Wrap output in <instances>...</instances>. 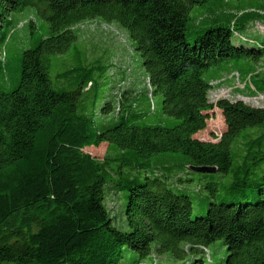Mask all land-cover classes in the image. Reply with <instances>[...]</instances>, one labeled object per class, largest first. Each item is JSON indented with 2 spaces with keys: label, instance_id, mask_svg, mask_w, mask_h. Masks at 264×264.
<instances>
[{
  "label": "trees",
  "instance_id": "obj_1",
  "mask_svg": "<svg viewBox=\"0 0 264 264\" xmlns=\"http://www.w3.org/2000/svg\"><path fill=\"white\" fill-rule=\"evenodd\" d=\"M210 1L0 0V264H206L219 240L227 249L220 264H264V107L209 99L212 80L231 71L264 92V67L256 70L264 39L239 31L264 20V9L214 18L190 42L191 10ZM30 7L48 32L21 54L9 87L13 15ZM88 21L128 33L152 90L142 92L145 106L127 92L100 105L108 93L100 62L64 71L73 89L55 88L51 58L72 49L81 59ZM157 94L167 118L151 123ZM216 108L226 130L216 142L196 138ZM102 144V158L86 151ZM168 153L182 155L179 171L199 173L209 195L204 215L192 217L190 195L171 182L177 174L149 171L151 158ZM111 193L123 203L121 225L106 203Z\"/></svg>",
  "mask_w": 264,
  "mask_h": 264
},
{
  "label": "rangeland",
  "instance_id": "obj_2",
  "mask_svg": "<svg viewBox=\"0 0 264 264\" xmlns=\"http://www.w3.org/2000/svg\"><path fill=\"white\" fill-rule=\"evenodd\" d=\"M264 9V0H211L203 6H195L191 10V19L187 37L193 42L201 30L212 25L214 18H222L226 21H232L243 11L251 9ZM240 33L248 39H264V20L252 21L246 29L239 28ZM48 32V24L42 16L34 8H26L25 10L13 15V25L5 46L7 54L6 64L9 63L8 83L7 86L13 84L15 74V65L19 61L21 54L30 48H33L38 38L43 37ZM80 48L83 49L80 57L74 55L72 49L62 55L53 56L51 58L50 76L53 85L57 89H73L74 83L70 79L60 78L59 74L75 67L77 65H90L99 63L106 69L100 91H108L106 97L99 100L100 105H105L110 101L113 94L118 98L123 92L138 94L141 104H147L146 98L142 97V92L152 90L149 87V80L146 72L142 67L140 55L134 50L132 41L128 33L116 24H106L101 21H88L80 26ZM235 43L237 42L234 40ZM262 64L259 63L256 70L262 71ZM215 71L207 74L210 78ZM233 74L235 76H233ZM237 71L220 74L221 78L212 81L213 88L209 93L211 102L218 99L227 98L230 100H243L248 104L256 107H264V92L258 93L254 91L250 83V79L245 81L241 76L237 77ZM92 79L96 80V75ZM6 83V82H5ZM156 109L150 114L152 122H165L166 118L162 115L163 98L157 94L153 96ZM147 101V102H146ZM101 102V103H100ZM226 130V123L223 113L216 108L209 112V120L207 128L195 135L196 138L204 141L216 142ZM108 149L107 144L100 147L87 148L96 157L102 158ZM182 159V155L178 153H168L158 155L151 158L149 171L155 174L165 175L166 171L172 170L177 176L171 174V182L179 189L187 190L193 202L192 217L204 215L209 205V195L202 191L199 181V173L189 174L187 170L179 171L175 163ZM170 169V170H169ZM179 171V172H178ZM179 177L193 178V181L180 183ZM124 202V201H123ZM107 206L111 214L118 224L124 223L123 203L118 193H111L106 200ZM227 255L226 246L222 241H216L209 247V257H206V264H220ZM156 261L167 263L165 257H156ZM170 263V262H168ZM185 261H173L170 264H183Z\"/></svg>",
  "mask_w": 264,
  "mask_h": 264
},
{
  "label": "water",
  "instance_id": "obj_3",
  "mask_svg": "<svg viewBox=\"0 0 264 264\" xmlns=\"http://www.w3.org/2000/svg\"><path fill=\"white\" fill-rule=\"evenodd\" d=\"M193 170L201 171V172H215V168H204V167H192Z\"/></svg>",
  "mask_w": 264,
  "mask_h": 264
},
{
  "label": "built area",
  "instance_id": "obj_4",
  "mask_svg": "<svg viewBox=\"0 0 264 264\" xmlns=\"http://www.w3.org/2000/svg\"><path fill=\"white\" fill-rule=\"evenodd\" d=\"M236 35H237V36H240L238 33H236ZM236 75H237V77H239V74H238V73H237Z\"/></svg>",
  "mask_w": 264,
  "mask_h": 264
},
{
  "label": "crops",
  "instance_id": "obj_5",
  "mask_svg": "<svg viewBox=\"0 0 264 264\" xmlns=\"http://www.w3.org/2000/svg\"><path fill=\"white\" fill-rule=\"evenodd\" d=\"M215 79H213L212 81H214Z\"/></svg>",
  "mask_w": 264,
  "mask_h": 264
}]
</instances>
